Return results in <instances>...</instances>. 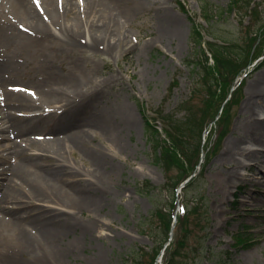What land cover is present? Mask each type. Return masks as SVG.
Listing matches in <instances>:
<instances>
[{"label": "rangeland", "instance_id": "obj_1", "mask_svg": "<svg viewBox=\"0 0 264 264\" xmlns=\"http://www.w3.org/2000/svg\"><path fill=\"white\" fill-rule=\"evenodd\" d=\"M180 2L186 11L182 10ZM207 2L226 9L231 0L125 3L122 6L125 17L112 29L113 43L108 44L107 41L106 44L98 43V46H86L83 42L70 54H62V63L57 69L71 70L74 76L84 77L82 99L88 104V111L98 114L97 117L103 115L98 118L100 123L109 125L106 131H101V128L96 133L91 131L87 138L88 146L95 151L102 183H98L93 171L94 161L83 148L73 147L71 152L67 151L62 156L64 164L69 170L76 171L78 178L87 184L90 180L103 187V191L98 192L90 184L76 183L77 178H70L63 185V190L71 197L99 195L101 199V204L94 209L74 212L78 226L64 240L74 248L66 264H150L164 240L166 227L163 219L155 218L151 227H143L141 222L158 206L169 204V191L165 186L171 185L180 171L176 168L168 170L157 160L146 131L143 111L158 117L153 123L161 131L162 138L169 142L164 130L165 119L158 114L160 110L183 120L187 116L185 104L189 103L195 110L206 107L203 103L202 70L194 62L199 59V51L192 39L195 20L203 25L202 33L206 40L244 47L251 36L249 31L258 25L256 17L244 15V11L242 22L241 17L229 14L227 10L207 21L201 16L202 6ZM257 2L264 19V0ZM167 25L168 29L179 30L172 38L160 35ZM102 33L98 31L99 36H103ZM256 46V52L264 50V33ZM254 56L250 54L249 60L253 61ZM246 69L241 97L230 108L224 137L221 139L219 136L222 130L220 108L215 119L209 121L201 133L203 154L197 171L192 175L193 185L188 192L178 188L181 204L189 203L187 219L174 228L170 240L163 241L161 247H167V250L160 264H166L187 233L189 239L177 256L178 264H264V159L261 170L241 169L244 176L255 174V181L249 186L250 194L240 191L242 181L229 186L220 185V176L225 169L220 165V159L226 142L234 140L241 131V111L250 75L252 71L264 69V52ZM242 79H238V84ZM28 92L32 93V90L28 89ZM57 105L61 104L53 103L49 107L58 110ZM191 140L195 145L199 136H192ZM6 142V139H0V144ZM28 151L40 150L31 147ZM7 152V149L3 150L2 155L9 162L19 160L18 157H8ZM70 181L78 185L77 188H82L76 190L78 195L72 190L76 188L73 184L67 188ZM243 200L247 203H242ZM177 211L182 212V209L180 211L177 207ZM248 228L252 239L247 243H237L235 234L248 231Z\"/></svg>", "mask_w": 264, "mask_h": 264}, {"label": "bare ground", "instance_id": "obj_2", "mask_svg": "<svg viewBox=\"0 0 264 264\" xmlns=\"http://www.w3.org/2000/svg\"><path fill=\"white\" fill-rule=\"evenodd\" d=\"M143 1L0 0V139L8 141L0 144V264H66L74 248L64 240L78 226L74 212L101 204L99 195L79 196L76 190L82 188L71 181L67 188L73 184L78 196L63 190L66 181L77 178L76 183L103 191L96 182L87 184L78 178L62 156L73 147L83 148L102 183L87 138L91 131H106L109 125L100 123L103 115L88 111L82 99L84 77L74 76L71 70L59 71L57 66L63 53L70 54L83 42L86 46L113 43L112 29L125 17L122 6ZM178 32L167 25L160 35L172 38ZM250 77L241 131L226 142L220 159L225 167L220 185L242 181L240 191L248 194L255 174L244 176L241 169H263L264 69L252 71ZM53 103L61 104L58 110L49 107ZM31 147L40 151L29 152ZM2 148L8 150V157L19 160L9 162Z\"/></svg>", "mask_w": 264, "mask_h": 264}, {"label": "trees", "instance_id": "obj_3", "mask_svg": "<svg viewBox=\"0 0 264 264\" xmlns=\"http://www.w3.org/2000/svg\"><path fill=\"white\" fill-rule=\"evenodd\" d=\"M180 7L183 11L187 10L182 2H180ZM215 7L211 3H205L201 9L202 18L211 21L226 10L229 14L235 13L240 18L244 11V15L250 14L251 17L254 15L258 25L249 31L251 36L248 37L249 41L246 47H244L236 43L228 44L206 40L202 33L203 25L196 20L193 23L192 39L195 47L199 51V59L194 62L202 70L201 78L204 88L203 103L206 107L201 106L196 108L198 110H195L194 106L189 105V103L185 104L187 116L183 120L174 117V115L164 114V111L160 110L158 114L159 117H164L165 119L166 127L164 130L169 138V142L162 138L161 131L153 123V120L155 121L158 117H153L146 113V111H143L146 131L149 141L155 150L157 160L168 170L176 168L180 171L178 178L175 181H171V185L165 186L169 191V204L166 206H158L148 216L144 217L141 222L143 227L145 225L151 227L155 218L163 219L166 227L164 240L169 238V232L174 220L175 209L178 204L177 188L195 172L200 162L203 153L200 148L202 131L206 129L209 121L215 119V113L218 111V108H223L219 118V121H222V130L219 136L221 139L224 137L230 115V108L241 97V86L237 85L236 79L253 62L249 60L250 54H255V60L263 55V49L256 52V43L264 33V19L261 17L262 10L260 3L257 0H231L226 9L216 7L218 8L216 11ZM242 17L240 18L241 22L243 21ZM235 86L236 88H234ZM197 113H200L201 116H198ZM195 135L199 136V140L194 145L191 139ZM192 185L193 181L191 180L183 188L184 192H188ZM188 206L189 203L188 205L185 204L184 213L178 216L177 226L182 225L186 221L187 216L185 215L187 214ZM182 216L185 217L182 219ZM249 232L248 228V231H240L235 234L237 243H247L252 239L251 233ZM187 234L179 241L174 252L171 253L170 258L166 261V264H178L177 256L181 253L186 240L189 239ZM163 241L154 253L150 264L155 263Z\"/></svg>", "mask_w": 264, "mask_h": 264}]
</instances>
